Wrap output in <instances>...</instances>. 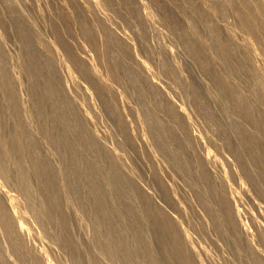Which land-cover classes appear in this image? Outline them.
I'll use <instances>...</instances> for the list:
<instances>
[{"label":"rangeland","instance_id":"1","mask_svg":"<svg viewBox=\"0 0 264 264\" xmlns=\"http://www.w3.org/2000/svg\"><path fill=\"white\" fill-rule=\"evenodd\" d=\"M0 264H264V0H0Z\"/></svg>","mask_w":264,"mask_h":264}]
</instances>
